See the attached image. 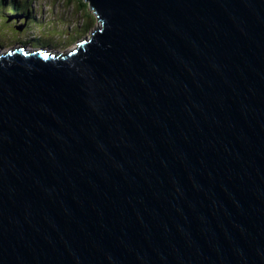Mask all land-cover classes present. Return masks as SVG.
<instances>
[{
  "label": "water",
  "instance_id": "obj_1",
  "mask_svg": "<svg viewBox=\"0 0 264 264\" xmlns=\"http://www.w3.org/2000/svg\"><path fill=\"white\" fill-rule=\"evenodd\" d=\"M85 1L0 54V264H264V0Z\"/></svg>",
  "mask_w": 264,
  "mask_h": 264
},
{
  "label": "rangeland",
  "instance_id": "obj_2",
  "mask_svg": "<svg viewBox=\"0 0 264 264\" xmlns=\"http://www.w3.org/2000/svg\"><path fill=\"white\" fill-rule=\"evenodd\" d=\"M2 1L3 0H1L0 3ZM19 1L21 2V0ZM33 1L34 3H32L31 9L34 12L30 13L31 18L27 23L28 26L23 25L24 23L22 22V20H25L21 17H19V19L12 20L7 17L5 18L2 11H7L9 7L8 5L10 4L4 6V4L1 3L3 6H0V19L3 20L0 21V45H2V49L0 48V51L7 52L9 50L15 49L17 43H12L11 40L19 41V39H22V41H30L32 40V38L37 39L38 36L44 34L45 38L42 37L44 40L52 41L51 45H48L46 47V49L49 50V53L67 54L78 48L80 42H83L86 39H91L97 28L101 26V22L99 21V19H96L97 14L90 7L89 2L87 3L85 0H81V2L86 3L88 7L86 9L82 8V10L79 9L78 5L81 2L78 0L74 1L71 5L65 4L66 0ZM27 4L25 3V9L29 7ZM63 4H65V7L63 6ZM88 15H91L95 20L94 24H92V20L90 21V23L92 24V29L86 31V29L84 30V28L87 25V21L89 20ZM22 27L24 28L21 31L20 28ZM37 27H39L40 29ZM82 27H84L83 30L81 29ZM66 31L68 32L64 33ZM57 32H61L63 34L61 36H58L56 35ZM79 32L83 34L81 37H77V33ZM49 36H54V38H48ZM44 46L46 45H43L41 47ZM28 48L30 53L38 51V49L34 47ZM53 49L55 50L54 52Z\"/></svg>",
  "mask_w": 264,
  "mask_h": 264
},
{
  "label": "trees",
  "instance_id": "obj_3",
  "mask_svg": "<svg viewBox=\"0 0 264 264\" xmlns=\"http://www.w3.org/2000/svg\"><path fill=\"white\" fill-rule=\"evenodd\" d=\"M6 1V0H5ZM62 1V0H61ZM74 1H77V0H66L65 1V4H69V5H71ZM78 1H80L81 2V0H78ZM16 2L17 1H12V3H11V5H8V4H6V3H8V1H6V3H4V0L1 2L2 4H4V6H6V5H8L9 7V9H10V11H16L18 14H24L25 15V11L22 9L21 11H20V9H18L19 8V4L17 3L16 4ZM0 3V6H3L2 4ZM27 4V3H26ZM65 4H63V6L65 7ZM28 5V4H27ZM79 9H81L82 10V8H84V9H86L87 7H88V5L86 4V3H84V2H81L79 5ZM1 8V7H0ZM32 9L30 8V11L27 13V16H29L30 18H31V15H30V13L32 12L31 11ZM20 11V12H19ZM87 11H88V9H87ZM4 12H6V11H4ZM13 14H15V13H13ZM89 16V22L87 21V25L85 26V28L84 27H82L81 29L83 30V28H84V30L86 29V31L87 30H90V29H92V24H94V20L95 19H93L92 18V16L91 15H88ZM54 17V16H53ZM5 18H6V16H5ZM5 18H4V20H5ZM8 18V17H7ZM98 17H96V19H97ZM3 19H0V21H2ZM93 21V23L91 24L90 23V21ZM64 21V20H63ZM22 22L24 23V24H26V23H28L27 21H23L22 20ZM65 22V21H64ZM96 23V22H95ZM23 24V25H24ZM68 31H66V32H64V33H67ZM43 34V33H42ZM63 33H61V32H57L56 33V35H58V36H61ZM83 34H81L80 32L79 33H77V37H81ZM42 37H44V34L43 35H41V37L40 38H38V41L36 42V45L38 46V47H40V46H43V45H46V47L48 46V45H51V43H52V41H48V40H44ZM45 38V37H44ZM48 38H54V36H49ZM24 43L22 42V40H21V42L19 43V45H23ZM0 48H1V46H0Z\"/></svg>",
  "mask_w": 264,
  "mask_h": 264
},
{
  "label": "bare ground",
  "instance_id": "obj_4",
  "mask_svg": "<svg viewBox=\"0 0 264 264\" xmlns=\"http://www.w3.org/2000/svg\"><path fill=\"white\" fill-rule=\"evenodd\" d=\"M94 12H95V11H94ZM95 13H96V12H95ZM18 18H19V17H18ZM26 24H27V23H26ZM26 24H25V25H26ZM25 25H24V26H25ZM100 25H101V24H100ZM22 42L24 43V40H23ZM24 44H25V43H24ZM24 44H23V45H24ZM23 45H20V46H23ZM45 48H46V46L43 47V49H45ZM1 49H2V47H1ZM50 51H51V50H50ZM54 51H55V50L53 49V52H54ZM55 54H56V53H54V58H56V59H59L58 57L63 56V54H60L58 57H56Z\"/></svg>",
  "mask_w": 264,
  "mask_h": 264
},
{
  "label": "flooded vegetation",
  "instance_id": "obj_5",
  "mask_svg": "<svg viewBox=\"0 0 264 264\" xmlns=\"http://www.w3.org/2000/svg\"><path fill=\"white\" fill-rule=\"evenodd\" d=\"M25 25V24H24ZM35 40V39H34ZM0 46H2V45H0Z\"/></svg>",
  "mask_w": 264,
  "mask_h": 264
}]
</instances>
